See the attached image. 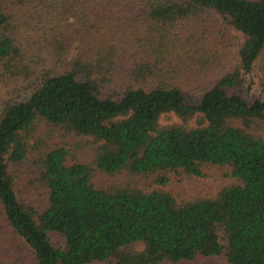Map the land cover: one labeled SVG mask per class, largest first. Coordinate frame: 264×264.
I'll use <instances>...</instances> for the list:
<instances>
[{"label": "trees", "instance_id": "1", "mask_svg": "<svg viewBox=\"0 0 264 264\" xmlns=\"http://www.w3.org/2000/svg\"><path fill=\"white\" fill-rule=\"evenodd\" d=\"M220 24L245 38L231 67ZM258 65L264 0H0V264H264ZM208 167L236 182L164 190Z\"/></svg>", "mask_w": 264, "mask_h": 264}, {"label": "rangeland", "instance_id": "2", "mask_svg": "<svg viewBox=\"0 0 264 264\" xmlns=\"http://www.w3.org/2000/svg\"><path fill=\"white\" fill-rule=\"evenodd\" d=\"M222 28L221 39L219 42L213 45L214 52H220L219 57L224 60V63H227L229 67L235 65V61L237 58V51L239 50L240 45L244 42V36L233 29L228 27ZM219 43V44H218ZM78 46V43L75 44ZM232 61H234L232 63ZM260 66L258 65L257 70L252 76H248L247 78V87H251L250 94L253 99H264L263 97V90L261 88V76L263 77V72L261 71L264 69V65H262V69L260 70ZM201 96L195 97L191 94H186V100L188 104H197L200 101ZM252 98H249L250 100ZM162 123L164 125L180 123V121L174 117H164L162 119ZM64 133L58 131L57 138L58 142H63ZM67 141L70 144H74L77 142L75 137L67 138ZM83 142V141H82ZM18 172H20L19 179L24 182V178L22 177L21 173L29 171L28 167H18ZM206 177L205 178H191L184 174H177L172 175L170 177L169 185L164 189L165 191L173 193L178 199L180 200H195L201 198H211L214 197L221 189L225 187H229L233 185L236 181L229 176V171L227 169H221L218 167H208L205 171ZM27 175V174H26ZM28 176V175H27ZM123 177L115 178L111 181V179L107 176H101L96 179V183L99 186L107 185L111 182H118L121 181ZM153 179L154 176H151L149 179H141L137 178L136 182L139 183L140 186L151 189L153 187ZM141 249V248H138ZM193 264H225L222 260L218 259H208V260H201L197 261Z\"/></svg>", "mask_w": 264, "mask_h": 264}]
</instances>
